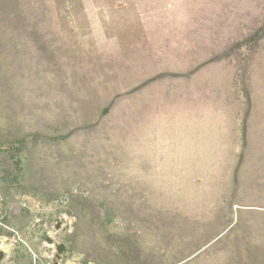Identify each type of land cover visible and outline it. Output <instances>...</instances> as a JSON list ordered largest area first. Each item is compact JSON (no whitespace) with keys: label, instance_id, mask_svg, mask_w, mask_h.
I'll list each match as a JSON object with an SVG mask.
<instances>
[{"label":"rangeland","instance_id":"rangeland-1","mask_svg":"<svg viewBox=\"0 0 264 264\" xmlns=\"http://www.w3.org/2000/svg\"><path fill=\"white\" fill-rule=\"evenodd\" d=\"M0 251L264 264V0H0Z\"/></svg>","mask_w":264,"mask_h":264},{"label":"flooded vegetation","instance_id":"flooded-vegetation-1","mask_svg":"<svg viewBox=\"0 0 264 264\" xmlns=\"http://www.w3.org/2000/svg\"><path fill=\"white\" fill-rule=\"evenodd\" d=\"M47 241H48V242H51L50 239H47ZM62 245H63V244H62ZM58 248L61 249V252L58 251ZM56 250H57V254L60 255V254L64 253V251H65V247H64V245H63V246H60V243H59V244H56ZM0 256H1L0 259L4 256V255H3V252H1V251H0ZM58 257H59V256H58Z\"/></svg>","mask_w":264,"mask_h":264},{"label":"water","instance_id":"water-1","mask_svg":"<svg viewBox=\"0 0 264 264\" xmlns=\"http://www.w3.org/2000/svg\"><path fill=\"white\" fill-rule=\"evenodd\" d=\"M60 246H63V245H62V244H60ZM58 251H59V252H61V249H60V248H58ZM0 257H1V256H0Z\"/></svg>","mask_w":264,"mask_h":264}]
</instances>
